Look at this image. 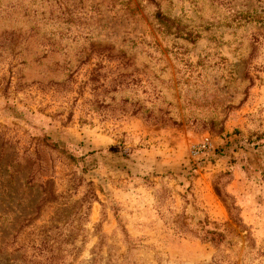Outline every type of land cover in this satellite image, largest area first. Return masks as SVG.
<instances>
[{
  "label": "rangeland",
  "instance_id": "1",
  "mask_svg": "<svg viewBox=\"0 0 264 264\" xmlns=\"http://www.w3.org/2000/svg\"><path fill=\"white\" fill-rule=\"evenodd\" d=\"M0 264H264V0H0Z\"/></svg>",
  "mask_w": 264,
  "mask_h": 264
},
{
  "label": "trees",
  "instance_id": "2",
  "mask_svg": "<svg viewBox=\"0 0 264 264\" xmlns=\"http://www.w3.org/2000/svg\"><path fill=\"white\" fill-rule=\"evenodd\" d=\"M47 140H49L50 145H51L53 148H59L61 152H63V153H67L66 150H64L63 148H60V147H59V145H58L57 142L52 141V140H50V139H47ZM72 156H73L72 154L67 153V157L73 158Z\"/></svg>",
  "mask_w": 264,
  "mask_h": 264
}]
</instances>
